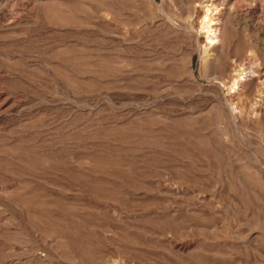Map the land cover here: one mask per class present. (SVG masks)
<instances>
[{"label": "rangeland", "instance_id": "obj_1", "mask_svg": "<svg viewBox=\"0 0 264 264\" xmlns=\"http://www.w3.org/2000/svg\"><path fill=\"white\" fill-rule=\"evenodd\" d=\"M0 264H264V0H0Z\"/></svg>", "mask_w": 264, "mask_h": 264}, {"label": "bare ground", "instance_id": "obj_2", "mask_svg": "<svg viewBox=\"0 0 264 264\" xmlns=\"http://www.w3.org/2000/svg\"><path fill=\"white\" fill-rule=\"evenodd\" d=\"M212 10H213L212 7L210 6L207 7L204 15L201 17V20H200V28H201V31L204 33L205 39H206V40L203 39L204 40L203 43L205 44V49L207 48L209 49V47L211 48V46H213L217 42H221V29H219V27L217 26L215 22V19L211 16ZM213 50L214 51L218 50V47L214 48ZM234 71H235V74L231 76L229 82H230V88L235 90L236 87L240 84V82H242L245 79L247 71H246V68L243 66H237V68H235Z\"/></svg>", "mask_w": 264, "mask_h": 264}]
</instances>
